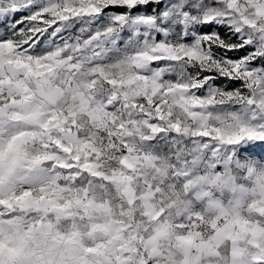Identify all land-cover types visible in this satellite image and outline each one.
<instances>
[{
    "label": "snow or ice",
    "instance_id": "6c2138e0",
    "mask_svg": "<svg viewBox=\"0 0 264 264\" xmlns=\"http://www.w3.org/2000/svg\"><path fill=\"white\" fill-rule=\"evenodd\" d=\"M165 136L192 146L142 198L195 213L190 253L264 264V0H0V264H158L168 224L61 225L94 203L81 176L130 184Z\"/></svg>",
    "mask_w": 264,
    "mask_h": 264
},
{
    "label": "clouds",
    "instance_id": "9594fccd",
    "mask_svg": "<svg viewBox=\"0 0 264 264\" xmlns=\"http://www.w3.org/2000/svg\"><path fill=\"white\" fill-rule=\"evenodd\" d=\"M193 126L198 125L196 122H193ZM97 136L98 140L103 139L98 134ZM133 143L140 145L139 141H134ZM191 146L192 141L188 136L162 137L158 144L153 145L149 149V154L153 157L152 160H145L143 163L138 160L136 161L140 165V170L133 175V180L130 184L118 185L105 183L104 181L94 182L87 176H81L80 182L83 184L84 189H89V186L94 189V203L88 205L86 209H82L75 220L68 219L64 222L61 225V229L70 232L73 230L74 224L78 225L84 242L91 246L99 243L101 240H106L109 235V229L117 224L126 225L134 222L141 230H145L149 236L161 224H168L170 226L171 247L169 248V240L162 241L163 259L158 264H185V261L194 258H199L201 264H215L214 260L209 259L207 255H202L198 250L190 253L186 248L181 247L175 238L176 236L186 234L183 228L177 227L179 224H184L188 226L189 231H194V228L188 222V217L195 213L178 211L175 202L171 200L164 203L167 194L163 197L155 195L150 202L142 198L148 193L149 185L156 182L157 187H159L163 183L162 180H159L158 176L160 169H175L177 165H183V161H178L177 157ZM109 147H111L110 144ZM155 149H158V154L154 152ZM117 151H119L118 148ZM141 155L143 156L144 153L141 152ZM101 165L105 175H111L114 168L117 173L120 172L119 157L114 152H109L101 161ZM174 175L175 171L170 173L169 177ZM69 183H72V181H69ZM170 183H180V189L177 190L183 194L184 188L182 182L170 179ZM125 187L128 188L127 192H125ZM148 203L155 209H159L163 205L165 214L162 221L153 220L151 216L145 215V212L150 210L146 207ZM204 207L205 214L212 211L206 205ZM181 216H183V219H181ZM93 226H95V229H93ZM202 230L207 232L206 227Z\"/></svg>",
    "mask_w": 264,
    "mask_h": 264
}]
</instances>
